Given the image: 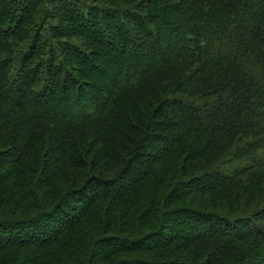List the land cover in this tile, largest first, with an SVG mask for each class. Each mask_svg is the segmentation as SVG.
<instances>
[{
    "label": "trees",
    "instance_id": "trees-1",
    "mask_svg": "<svg viewBox=\"0 0 264 264\" xmlns=\"http://www.w3.org/2000/svg\"><path fill=\"white\" fill-rule=\"evenodd\" d=\"M0 264H264V0H0Z\"/></svg>",
    "mask_w": 264,
    "mask_h": 264
},
{
    "label": "rangeland",
    "instance_id": "rangeland-1",
    "mask_svg": "<svg viewBox=\"0 0 264 264\" xmlns=\"http://www.w3.org/2000/svg\"><path fill=\"white\" fill-rule=\"evenodd\" d=\"M243 163L244 162H242V164ZM238 164H240V162L232 160L229 156L224 157L220 162V166L225 169H230Z\"/></svg>",
    "mask_w": 264,
    "mask_h": 264
}]
</instances>
